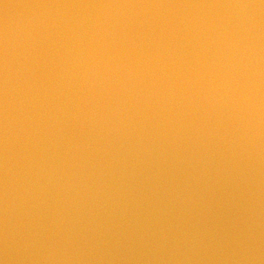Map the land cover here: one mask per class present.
<instances>
[{"label":"water","instance_id":"obj_1","mask_svg":"<svg viewBox=\"0 0 264 264\" xmlns=\"http://www.w3.org/2000/svg\"><path fill=\"white\" fill-rule=\"evenodd\" d=\"M0 264H264V0H0Z\"/></svg>","mask_w":264,"mask_h":264}]
</instances>
